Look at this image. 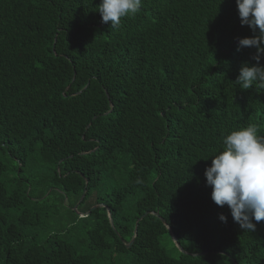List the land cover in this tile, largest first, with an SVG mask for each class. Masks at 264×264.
<instances>
[{"label":"trees","instance_id":"obj_1","mask_svg":"<svg viewBox=\"0 0 264 264\" xmlns=\"http://www.w3.org/2000/svg\"><path fill=\"white\" fill-rule=\"evenodd\" d=\"M99 3L0 0V264H264V221L204 176L231 130L264 136V89L235 82L259 29L235 0H143L118 28Z\"/></svg>","mask_w":264,"mask_h":264},{"label":"clouds","instance_id":"obj_2","mask_svg":"<svg viewBox=\"0 0 264 264\" xmlns=\"http://www.w3.org/2000/svg\"><path fill=\"white\" fill-rule=\"evenodd\" d=\"M143 0H100L97 11L101 22L118 28L122 19L141 11ZM241 25L259 35L241 37L239 46L255 48V64L241 65L236 83L244 90L264 89V0H235ZM255 123L231 130L222 139L223 149L212 156L204 170L213 202L230 209L234 222L243 230L254 231L255 222L264 221V136ZM207 159V158H206ZM222 222L227 217L219 215Z\"/></svg>","mask_w":264,"mask_h":264},{"label":"water","instance_id":"obj_3","mask_svg":"<svg viewBox=\"0 0 264 264\" xmlns=\"http://www.w3.org/2000/svg\"><path fill=\"white\" fill-rule=\"evenodd\" d=\"M53 49H54V46H53ZM82 197H83V195H82ZM97 206H100V205H96V206H92V208L91 209H94V208H96ZM87 214H88V212H87ZM148 214V212H145L143 215H141L139 218H138V220H140L142 217H144L145 215H147ZM137 220V221H138ZM134 231H136V227H135V229H134ZM133 240H131V242H132ZM130 242V243H131Z\"/></svg>","mask_w":264,"mask_h":264}]
</instances>
